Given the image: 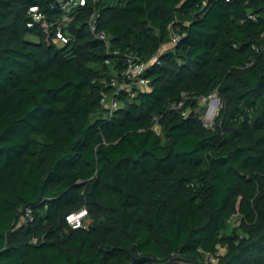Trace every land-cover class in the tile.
I'll return each mask as SVG.
<instances>
[{
  "label": "trees",
  "instance_id": "obj_1",
  "mask_svg": "<svg viewBox=\"0 0 264 264\" xmlns=\"http://www.w3.org/2000/svg\"><path fill=\"white\" fill-rule=\"evenodd\" d=\"M66 1L0 0V264H264V0Z\"/></svg>",
  "mask_w": 264,
  "mask_h": 264
},
{
  "label": "built area",
  "instance_id": "obj_2",
  "mask_svg": "<svg viewBox=\"0 0 264 264\" xmlns=\"http://www.w3.org/2000/svg\"><path fill=\"white\" fill-rule=\"evenodd\" d=\"M78 3L80 5H83V0H68L61 5V8L66 9L68 6L77 5ZM29 11L31 12V17L34 21L40 20L41 16L38 13L36 7L30 8ZM94 18H95V16L92 15L90 18V22H89V26L91 28V31L94 30ZM30 26H31V24H28V27H30ZM97 38L103 40L105 45L107 46V42L105 41V35L103 33L98 34ZM56 39H60L63 42H65V39L62 37V35L60 33L56 34ZM178 41H179V37L176 35H172L170 38V42L168 44L174 45ZM157 57H158L157 54L152 56V58L147 63L140 62V60L135 56L131 57V59L128 62L127 67L125 69H123L118 74V76L116 75L115 77H113L111 79V86H113L115 89L114 94L117 95L121 89L126 88L127 92L133 96L135 93L131 91L130 86H135L139 90L146 89L149 85V80H147L143 76L144 71L150 64H153L157 61ZM212 95L217 97L216 93H214ZM212 95H210V96H212ZM210 96H208V97H210ZM185 98L186 97L184 96L183 99H185ZM205 98H207V97H202L199 99H205ZM217 99H218V97H217ZM100 102L105 108L108 109L109 115L112 114V112L119 107V104L117 103V101L112 96L110 97L108 95H103ZM181 105H182V102H180L177 105L171 104L170 107L178 109L181 107ZM219 108H220V101H219L218 110H219ZM218 110H217L215 116L217 115ZM182 114L185 115L186 112H183ZM213 119L209 123H207L206 120L201 118V120L203 121L205 126H211ZM154 129L156 130V132H159V128L157 126H155ZM84 213H85L84 210H81V211H79L73 215L68 216L67 217L68 224L71 225L72 227H81L82 226V219L85 216ZM220 254H221V252H219V251L215 254H205L203 257L204 264H216L217 256Z\"/></svg>",
  "mask_w": 264,
  "mask_h": 264
},
{
  "label": "rangeland",
  "instance_id": "obj_3",
  "mask_svg": "<svg viewBox=\"0 0 264 264\" xmlns=\"http://www.w3.org/2000/svg\"><path fill=\"white\" fill-rule=\"evenodd\" d=\"M171 46V44L165 45L161 48L160 52H163L164 50H166L167 48H169ZM199 104V108L197 109V113L200 114V117L203 118L204 120L207 121V123H209L215 116L218 107H219V100L217 99L216 96H210L207 97L205 99H199L198 101ZM231 223H235V219L231 221ZM231 223L229 224V230L228 233H231ZM219 252H223L222 249L218 250Z\"/></svg>",
  "mask_w": 264,
  "mask_h": 264
},
{
  "label": "water",
  "instance_id": "obj_4",
  "mask_svg": "<svg viewBox=\"0 0 264 264\" xmlns=\"http://www.w3.org/2000/svg\"><path fill=\"white\" fill-rule=\"evenodd\" d=\"M143 263L155 264L154 260L152 258H149V257L133 258V261H132L131 264H143ZM162 264H192V263L187 261V260H185L180 255H176V256L172 257L166 263H162ZM196 264H198V263H196Z\"/></svg>",
  "mask_w": 264,
  "mask_h": 264
}]
</instances>
